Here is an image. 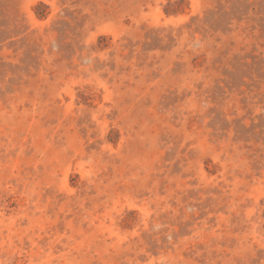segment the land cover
Here are the masks:
<instances>
[{
  "label": "rangeland",
  "instance_id": "rangeland-1",
  "mask_svg": "<svg viewBox=\"0 0 264 264\" xmlns=\"http://www.w3.org/2000/svg\"><path fill=\"white\" fill-rule=\"evenodd\" d=\"M0 264H264V0H0Z\"/></svg>",
  "mask_w": 264,
  "mask_h": 264
}]
</instances>
